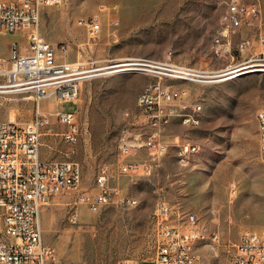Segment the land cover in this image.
Wrapping results in <instances>:
<instances>
[{"label":"rangeland","instance_id":"374dc122","mask_svg":"<svg viewBox=\"0 0 264 264\" xmlns=\"http://www.w3.org/2000/svg\"><path fill=\"white\" fill-rule=\"evenodd\" d=\"M228 1L63 0L43 8L40 33L58 45V59L78 62L87 70L76 99L82 126L76 144L62 141L64 125L56 118L57 108L69 111L74 105L57 104L53 96L39 102L47 119L41 159H75L81 167L77 187L51 197L40 213L43 239L55 246L60 264H152L160 238L152 213L159 202L176 209L180 217L194 214L198 226L209 232L218 231L215 252L199 247L211 264H233L231 243L242 231L264 226V162L256 120V113L264 111V70L186 82L159 74L157 66L118 65L176 63L222 73L263 63L264 0H240L255 5L258 12L243 15L241 25L226 33L222 17ZM85 18L100 24L92 38L78 23ZM216 37L222 44L218 52ZM13 39L25 44L22 34L0 33V57H7ZM118 68L125 69L111 71ZM158 79L176 93L187 90L185 97L172 101L170 120L159 128L168 148L151 174L120 173V138L147 125L137 99L147 83ZM192 102L201 105L200 121L185 125L178 114L182 103ZM35 108L29 92L0 91L1 122L24 125ZM185 141L197 144L198 150L182 165L175 149ZM129 158L143 161L150 155L140 149ZM100 165L107 166L108 182L118 195L135 203H112L98 211L79 204L77 222H69L67 202L78 192H96Z\"/></svg>","mask_w":264,"mask_h":264},{"label":"built area","instance_id":"2783aa9c","mask_svg":"<svg viewBox=\"0 0 264 264\" xmlns=\"http://www.w3.org/2000/svg\"><path fill=\"white\" fill-rule=\"evenodd\" d=\"M62 1L0 0V33L22 34L25 43L22 45V40L13 39L7 57H0V91L29 92L36 104L33 118L24 125L0 121V264H60L55 246L43 239L40 213L51 197L69 192L81 180V167L77 160L44 161L40 157L41 136L47 123L45 115L40 112L42 99L53 96L57 104L71 102L74 105L69 111L57 108L56 118L64 125L60 133L63 142L74 145L82 135L76 99L87 70L78 62L60 61L56 53L58 45L40 33L43 8ZM226 5L222 17L226 33L241 25L243 15L251 16L258 12L255 5H246L240 0H229ZM78 23L87 28L91 38L100 30V24L93 18L80 19ZM260 41L264 45V35ZM214 42L218 52L222 46L220 38L216 37ZM244 45L242 43L240 49ZM224 50H229V46ZM148 62L129 63L146 66ZM151 66L161 69L158 73L165 77L186 82H205L221 74L176 63ZM160 79L147 83L138 95L137 105L145 113L147 125L120 138V173L151 174L157 166L158 156L168 148L159 128L170 120L172 101L175 97H185L187 90L181 89L176 93ZM200 108L198 102L182 103L178 114L181 122L185 125L199 124ZM256 120L259 125V155L264 156L263 110L256 113ZM140 149H145L150 155L148 160L129 158ZM197 150L198 145L189 141L177 144L175 156L178 163H189ZM108 180L107 166L100 165L95 175L96 192H78L67 202L69 222H77L79 204L98 211L112 203H135L134 198L120 197ZM152 219L160 237L152 264H211L202 258L199 247L209 246L210 251L215 252L220 245L218 231L209 232L199 227L192 213L180 217L176 209L165 202L155 205ZM230 247L233 264H264V226L242 231Z\"/></svg>","mask_w":264,"mask_h":264},{"label":"bare ground","instance_id":"6f19581e","mask_svg":"<svg viewBox=\"0 0 264 264\" xmlns=\"http://www.w3.org/2000/svg\"><path fill=\"white\" fill-rule=\"evenodd\" d=\"M133 64L134 63H125V64L123 63V64H118V65H133ZM146 66H150V64L147 63ZM251 67H253V68H251ZM254 67H256V68H254ZM122 69H125V68H118V69L111 70V71H118V70H122ZM254 70H264V62L263 63L262 62H258V63H255V64H249V65H245V66H240V67H237L235 69H228L227 72L221 73L219 75H225V74L229 75L230 74L229 76L226 77V78H230V77H234V76L239 75V74L252 72ZM258 133H259V125H258ZM260 158L264 162V156H260ZM201 247H204V248L210 250L209 246H201Z\"/></svg>","mask_w":264,"mask_h":264},{"label":"crops","instance_id":"0c3cea01","mask_svg":"<svg viewBox=\"0 0 264 264\" xmlns=\"http://www.w3.org/2000/svg\"><path fill=\"white\" fill-rule=\"evenodd\" d=\"M150 262H152V261H150ZM138 264H139V262H138Z\"/></svg>","mask_w":264,"mask_h":264},{"label":"water","instance_id":"95a60500","mask_svg":"<svg viewBox=\"0 0 264 264\" xmlns=\"http://www.w3.org/2000/svg\"><path fill=\"white\" fill-rule=\"evenodd\" d=\"M248 73V72H247Z\"/></svg>","mask_w":264,"mask_h":264}]
</instances>
